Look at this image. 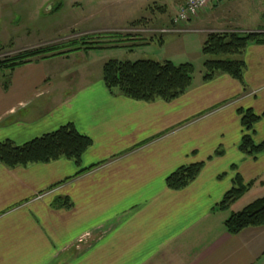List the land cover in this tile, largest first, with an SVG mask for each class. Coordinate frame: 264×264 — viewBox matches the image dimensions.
<instances>
[{
  "label": "crops",
  "instance_id": "0c3cea01",
  "mask_svg": "<svg viewBox=\"0 0 264 264\" xmlns=\"http://www.w3.org/2000/svg\"><path fill=\"white\" fill-rule=\"evenodd\" d=\"M234 3L214 1L183 30L205 33L204 44L217 32L260 31L264 15L253 25L227 17ZM72 59L18 67L8 89L0 79V144L21 146L70 124L93 143L80 165H0V264H264V227L237 236L225 229L233 212L264 197V154L240 150V111L261 118L253 140L264 143V44L242 56L244 84L227 74L206 82L195 72L172 102L112 93L104 79L70 81L62 70ZM201 163L188 187H168L178 169ZM238 175L254 186L220 211ZM58 199L71 205L56 208Z\"/></svg>",
  "mask_w": 264,
  "mask_h": 264
},
{
  "label": "rangeland",
  "instance_id": "374dc122",
  "mask_svg": "<svg viewBox=\"0 0 264 264\" xmlns=\"http://www.w3.org/2000/svg\"><path fill=\"white\" fill-rule=\"evenodd\" d=\"M176 2L180 0H0V60L55 47L58 51L50 55L63 53L57 57L74 58L62 70L68 71L66 77L72 74L70 81L79 76L80 80L103 79V68L112 60L192 63L199 78L205 75L204 64L210 59L202 53L206 34L185 32L183 28L187 25L194 29L196 25L191 21L210 5L178 27L172 25ZM234 2L227 5L238 4L227 17L241 25L257 24L264 15V0ZM254 32L258 31L237 29L215 34ZM114 34L122 39L112 38ZM74 42L82 48L87 44L100 49L89 53L82 50L79 55L72 52L76 47H70ZM9 75L0 73V79ZM253 196L246 198V202L253 201Z\"/></svg>",
  "mask_w": 264,
  "mask_h": 264
},
{
  "label": "trees",
  "instance_id": "16d2710c",
  "mask_svg": "<svg viewBox=\"0 0 264 264\" xmlns=\"http://www.w3.org/2000/svg\"><path fill=\"white\" fill-rule=\"evenodd\" d=\"M260 31L231 35L210 34L202 49L203 55L210 57L204 64L206 72L203 80L207 82L219 74H227L244 84L246 64L242 56L249 45L264 44V26ZM111 37L117 41L122 39V36L118 34ZM83 46L84 48L78 42L70 45V47H76L72 52L100 49L88 47L87 44ZM56 51L58 49L55 47L43 48L23 52L11 59L0 60V73H10L3 81L4 88H9L11 74L15 69L63 55V53L50 55ZM194 75L195 67L192 63L176 65L171 61L160 63L152 60L136 62L112 60L103 68L105 85L112 93L117 92L130 99L148 103L159 100L172 102L182 97L192 87ZM240 112L244 129L241 152L254 157L264 154V143L257 145L253 140L255 125L261 118L252 110ZM92 144L90 138L81 135L70 124L21 146L11 141L1 143L0 165L8 168L28 167L34 164H49L60 159H69L80 165L83 155ZM203 167L202 163L181 167L167 179L168 187L175 191L185 189L199 176ZM253 186L254 183L245 184L242 177L238 175L234 180L233 188L225 195L218 209L223 212L231 210ZM70 205L69 202L58 199L54 207L67 208ZM261 227H264V197L257 199L239 212H233L225 221L226 231L234 236L246 229Z\"/></svg>",
  "mask_w": 264,
  "mask_h": 264
},
{
  "label": "built area",
  "instance_id": "2783aa9c",
  "mask_svg": "<svg viewBox=\"0 0 264 264\" xmlns=\"http://www.w3.org/2000/svg\"><path fill=\"white\" fill-rule=\"evenodd\" d=\"M214 1L216 0H186L185 4L182 5L174 15L172 25L179 27L191 21V19L196 18L202 10L207 8Z\"/></svg>",
  "mask_w": 264,
  "mask_h": 264
}]
</instances>
